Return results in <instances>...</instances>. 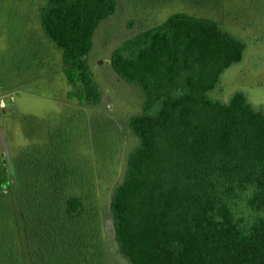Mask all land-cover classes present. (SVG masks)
<instances>
[{"label":"trees","instance_id":"16d2710c","mask_svg":"<svg viewBox=\"0 0 264 264\" xmlns=\"http://www.w3.org/2000/svg\"><path fill=\"white\" fill-rule=\"evenodd\" d=\"M117 5L39 6L44 35L62 50L69 99L101 101L88 52L95 28ZM246 48L218 20L176 11L111 51L112 69L142 96V109L124 119L136 144L108 204L127 264H264V107L242 89L227 100L209 94ZM21 65L31 66L23 55ZM75 116L55 118L47 142L23 148L14 164L30 264H108L94 169L108 141L97 123L77 127ZM0 219L7 221L1 202ZM7 237L6 262L18 264Z\"/></svg>","mask_w":264,"mask_h":264},{"label":"rangeland","instance_id":"374dc122","mask_svg":"<svg viewBox=\"0 0 264 264\" xmlns=\"http://www.w3.org/2000/svg\"><path fill=\"white\" fill-rule=\"evenodd\" d=\"M44 1L0 0V181L5 187L0 190V202L7 219L4 223L0 219V257H4L0 264H9L5 257L7 236L14 244L18 264H30L14 164L23 148L46 143L48 127L65 114L78 116L80 121L76 116L72 119L77 127L88 129L97 123L104 142L108 141L101 162L94 167L98 176L95 197L102 215L108 264H127L116 251L108 204L113 186L122 177L125 156L136 144L124 119L142 109V96L112 69L111 51L173 12L210 16L245 39L247 48L241 62L226 68L209 94L227 100L233 91L242 89L251 103L264 107V0H117L115 12L95 28L88 52L92 77L102 92L95 105L81 104L66 95L71 86L62 71V50L46 38L38 19V8ZM22 55L31 65L27 69L21 65Z\"/></svg>","mask_w":264,"mask_h":264},{"label":"built area","instance_id":"2783aa9c","mask_svg":"<svg viewBox=\"0 0 264 264\" xmlns=\"http://www.w3.org/2000/svg\"><path fill=\"white\" fill-rule=\"evenodd\" d=\"M11 98V97H10Z\"/></svg>","mask_w":264,"mask_h":264}]
</instances>
